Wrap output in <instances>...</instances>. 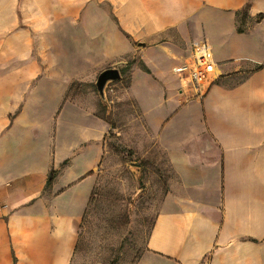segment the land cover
<instances>
[{
    "label": "crops",
    "instance_id": "crops-1",
    "mask_svg": "<svg viewBox=\"0 0 264 264\" xmlns=\"http://www.w3.org/2000/svg\"><path fill=\"white\" fill-rule=\"evenodd\" d=\"M261 14L264 0H0V264H72L110 133L167 165L137 264H264ZM198 40L219 78L200 98L172 71ZM110 68L134 110L114 126L91 89Z\"/></svg>",
    "mask_w": 264,
    "mask_h": 264
},
{
    "label": "rangeland",
    "instance_id": "rangeland-1",
    "mask_svg": "<svg viewBox=\"0 0 264 264\" xmlns=\"http://www.w3.org/2000/svg\"><path fill=\"white\" fill-rule=\"evenodd\" d=\"M126 83L127 77L123 76L121 84H108L106 102L99 99L111 126L114 116L125 123L134 115L129 102L119 100ZM91 89L96 92L94 85ZM112 136L110 133L108 151L96 176L94 196L82 220L72 264H137L166 189L167 165L158 151L136 144L135 140L121 142Z\"/></svg>",
    "mask_w": 264,
    "mask_h": 264
},
{
    "label": "built area",
    "instance_id": "built-area-1",
    "mask_svg": "<svg viewBox=\"0 0 264 264\" xmlns=\"http://www.w3.org/2000/svg\"><path fill=\"white\" fill-rule=\"evenodd\" d=\"M217 65L206 41L198 40L191 44L189 58L172 68L180 80L183 90L194 97H202L218 81Z\"/></svg>",
    "mask_w": 264,
    "mask_h": 264
},
{
    "label": "water",
    "instance_id": "water-1",
    "mask_svg": "<svg viewBox=\"0 0 264 264\" xmlns=\"http://www.w3.org/2000/svg\"><path fill=\"white\" fill-rule=\"evenodd\" d=\"M120 80V74L117 69H106L98 74L95 81V89L99 99L104 103L105 100V87L110 83H115Z\"/></svg>",
    "mask_w": 264,
    "mask_h": 264
},
{
    "label": "trees",
    "instance_id": "trees-1",
    "mask_svg": "<svg viewBox=\"0 0 264 264\" xmlns=\"http://www.w3.org/2000/svg\"><path fill=\"white\" fill-rule=\"evenodd\" d=\"M243 16L246 17V10H245V9L237 13V17H238V20H237V22H238L237 31H238L239 33L243 32L242 25L245 23L244 18H242ZM245 19H246V18H245ZM262 19H264V15H262V14H261V15H257V16L255 17V21H256V22H259V21H261ZM127 68H129V66H127ZM127 68H126V70H127ZM259 68H260V67H254L251 71H253V70H258ZM54 174H55V173H54L53 171L50 173V175H49V177H48V181H47L48 184L51 182V180H52ZM94 192H95V186H94V188H93V190H92V193H91V196H90V199H89V202H88L87 208H86V210H85V213L87 212V209L89 208V205L91 204L92 198H93V196H94ZM85 213H84V215H85ZM84 215H83V217H84ZM83 217H82V220H83ZM81 224H82V221H81ZM80 227H81V225H80ZM77 244H78V240H77L76 247H75L74 257H75V253H76Z\"/></svg>",
    "mask_w": 264,
    "mask_h": 264
}]
</instances>
